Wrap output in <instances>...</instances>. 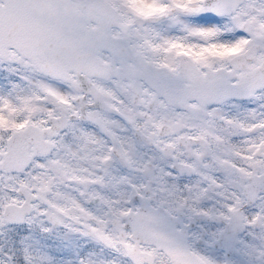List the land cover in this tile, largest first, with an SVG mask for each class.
I'll return each mask as SVG.
<instances>
[{
  "label": "snow or ice",
  "instance_id": "6c2138e0",
  "mask_svg": "<svg viewBox=\"0 0 264 264\" xmlns=\"http://www.w3.org/2000/svg\"><path fill=\"white\" fill-rule=\"evenodd\" d=\"M0 264H264V0H0Z\"/></svg>",
  "mask_w": 264,
  "mask_h": 264
}]
</instances>
